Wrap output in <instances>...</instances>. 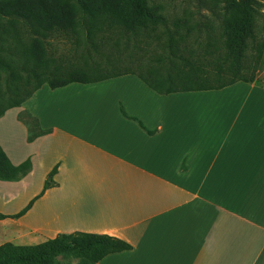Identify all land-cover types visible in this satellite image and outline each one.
<instances>
[{
    "label": "crops",
    "instance_id": "obj_1",
    "mask_svg": "<svg viewBox=\"0 0 264 264\" xmlns=\"http://www.w3.org/2000/svg\"><path fill=\"white\" fill-rule=\"evenodd\" d=\"M225 89L261 98L240 107L204 92L161 95L135 75L44 85L12 110L29 111L49 134L29 142L18 112L0 118L10 162L32 164L21 180L2 182L13 194L0 213H18L46 181L54 185L22 217L0 221L4 240L83 232L131 245L98 264H264V88ZM48 100L57 109L42 113Z\"/></svg>",
    "mask_w": 264,
    "mask_h": 264
},
{
    "label": "trees",
    "instance_id": "obj_2",
    "mask_svg": "<svg viewBox=\"0 0 264 264\" xmlns=\"http://www.w3.org/2000/svg\"><path fill=\"white\" fill-rule=\"evenodd\" d=\"M211 1L215 6L224 4L219 35L206 43L200 55H185L198 24L177 18L172 29L160 32L166 18L158 7L150 6V0H0V118L21 107L44 85L55 90L72 83L92 84L135 75L156 93L169 95L253 84L264 65V27L258 25L254 0ZM56 36L70 41L82 64L49 57L45 42ZM151 41L164 54L134 57L133 50L142 52L141 45ZM5 76L8 83L4 90ZM121 111L136 120L123 108ZM18 119L28 128L29 142L51 132L41 130L28 112L20 113ZM31 167L29 159L13 165L0 146V181L17 182ZM56 172L57 167L50 176ZM53 185L46 181L41 194L24 209L10 216L0 213V221L22 217ZM131 248L108 235L64 233L37 245L3 243L0 264H57L58 256L70 252H76L79 264H98L110 254Z\"/></svg>",
    "mask_w": 264,
    "mask_h": 264
},
{
    "label": "rangeland",
    "instance_id": "obj_3",
    "mask_svg": "<svg viewBox=\"0 0 264 264\" xmlns=\"http://www.w3.org/2000/svg\"><path fill=\"white\" fill-rule=\"evenodd\" d=\"M254 6L257 10V22L260 27H264V0H254ZM150 6L158 7L164 17L166 18V24L164 26H161L160 32H166L168 29L173 28V24L177 18H188L191 23L198 24L197 25V31L192 36V40H194L191 44H188L185 55H188L189 52H198L200 55L204 48L206 43L209 40L214 39L215 37L219 35V24L224 17V4L219 3L217 6L213 5L211 0H150L149 2ZM261 37V36H260ZM124 42V40H123ZM152 42V43H151ZM150 44L143 43L141 46L143 47V51H132L131 53L134 55V57H138V54H144L145 58H151V57H157L159 54H164V52L158 47L155 41H151ZM48 49L49 57L53 58H59L63 57L65 59H68L71 63H77L82 64V60L80 59L79 55L74 54V46L71 45L70 41L67 40V38H64L63 36H56V37H50L45 42ZM81 52V51H80ZM79 52V53H80ZM115 56H117L115 54ZM125 57V56H124ZM95 60V59H94ZM95 62V61H92ZM89 62V63H92ZM103 63V62H101ZM105 64V63H104ZM103 64V65H104ZM93 65V64H91ZM100 68H103L101 66ZM20 74L25 75L26 73L19 71ZM8 83V79L5 76V81L3 82V89H6ZM257 86L264 88V65L259 69V71L256 73V81L254 82ZM195 92H204L202 96H205V98H239L238 99V105L241 107V100L246 97H252L254 100L256 97L261 96L257 94V92L242 90V89H233V90H222V91H195ZM56 101H47L43 106H38L39 111L42 113H48L51 109L56 110L54 103ZM223 107V106H222ZM237 106L235 107L236 111ZM16 110V111H15ZM10 111V115L16 114L15 112L24 113L29 111H19L17 109ZM9 115V116H10ZM9 118V117H8ZM27 120L28 117L26 118ZM29 135V133H28ZM0 181V209L4 211H8L5 209L2 205L7 204L9 206V203L11 202V196L10 194H13L12 192H9L8 190L5 192L3 190V184ZM17 194V193H16ZM16 195L15 197H17ZM22 199V197H21ZM21 202V200H17L12 204L11 209H15L17 205ZM22 203V202H21ZM20 203V204H21ZM19 204V205H20ZM11 206V204H10ZM26 207V206H25ZM24 207V208H25ZM23 208V209H24ZM15 211V210H14ZM21 211V210H20ZM2 225H0V245L3 243H6V240H4V236H8L9 234L6 231H3L1 228ZM37 237H45L43 236H37ZM53 237H45L43 239H37V240H29L27 243L23 242H17L19 245H35L39 243H43L49 239L55 238ZM57 264H79L80 259L78 258L76 252H70L65 255H60L56 258Z\"/></svg>",
    "mask_w": 264,
    "mask_h": 264
}]
</instances>
